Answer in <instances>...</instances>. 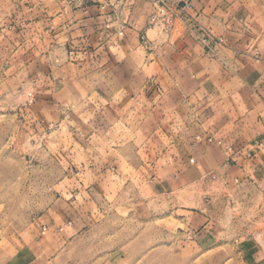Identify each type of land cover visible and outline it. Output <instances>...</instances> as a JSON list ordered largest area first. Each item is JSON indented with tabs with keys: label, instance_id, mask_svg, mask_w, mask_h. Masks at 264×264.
<instances>
[{
	"label": "crops",
	"instance_id": "obj_1",
	"mask_svg": "<svg viewBox=\"0 0 264 264\" xmlns=\"http://www.w3.org/2000/svg\"><path fill=\"white\" fill-rule=\"evenodd\" d=\"M154 1L0 0V82L23 74L17 115L61 170L15 264H139L130 216L221 251L212 201L264 208V0H192L169 28L149 23Z\"/></svg>",
	"mask_w": 264,
	"mask_h": 264
},
{
	"label": "rangeland",
	"instance_id": "obj_2",
	"mask_svg": "<svg viewBox=\"0 0 264 264\" xmlns=\"http://www.w3.org/2000/svg\"><path fill=\"white\" fill-rule=\"evenodd\" d=\"M29 91L21 73L16 86L0 82V264H15L27 253L61 174L43 134L29 131L17 115ZM239 193L212 201L215 217L222 216L227 229L228 246L221 251L194 244L197 234L171 218L130 216L125 231L130 253L146 255L139 264H264V208L251 199L234 200Z\"/></svg>",
	"mask_w": 264,
	"mask_h": 264
},
{
	"label": "built area",
	"instance_id": "obj_3",
	"mask_svg": "<svg viewBox=\"0 0 264 264\" xmlns=\"http://www.w3.org/2000/svg\"><path fill=\"white\" fill-rule=\"evenodd\" d=\"M192 7V0H155L154 8L149 15V23L151 25H163L164 28H169L172 26L173 21L178 16V14L186 11ZM110 27L109 24H107ZM120 34H123V30H119ZM206 47L209 49L218 43L222 42V39L208 34L202 40ZM210 140H212L210 138ZM217 143L221 146H225V143L221 140H218ZM227 150H230V147L225 146ZM45 231V229H44Z\"/></svg>",
	"mask_w": 264,
	"mask_h": 264
}]
</instances>
